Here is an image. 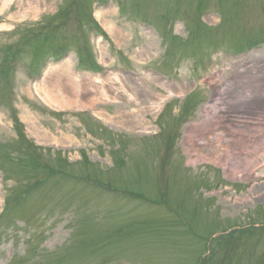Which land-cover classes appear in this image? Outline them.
Here are the masks:
<instances>
[{
	"label": "rangeland",
	"instance_id": "rangeland-1",
	"mask_svg": "<svg viewBox=\"0 0 264 264\" xmlns=\"http://www.w3.org/2000/svg\"><path fill=\"white\" fill-rule=\"evenodd\" d=\"M6 3L0 264H264V0Z\"/></svg>",
	"mask_w": 264,
	"mask_h": 264
},
{
	"label": "bare ground",
	"instance_id": "bare-ground-1",
	"mask_svg": "<svg viewBox=\"0 0 264 264\" xmlns=\"http://www.w3.org/2000/svg\"><path fill=\"white\" fill-rule=\"evenodd\" d=\"M12 0H9V3ZM9 3H6L5 5H8ZM4 5V6H5ZM3 11V8L0 7V12ZM109 31H112V28H110V26L106 23L105 25ZM69 67V64L66 65ZM53 69H50L47 72L46 77L36 85V94L43 99L46 103L49 104L50 107H53L54 110H68L71 108H77V109H94L95 104L98 102V98H94V97H90V99L87 102H83L82 100H72V97H68L69 95L66 94V92H68V88L66 84H70L71 89H72V93H84L86 91H88V89L86 88L85 85H83V83H81L80 81H78V79L76 78H68V83L65 84V82L60 78H56L55 80H51V73H52ZM54 70H61L62 72H64L65 70H67L66 68L62 67L61 68H55ZM53 88H55L57 90V92H59L60 94H63V98H58L55 96V94L53 93ZM78 98V95H77ZM97 117H100L102 119L108 120V121H112L113 119L101 112H95ZM45 137H47V133L44 132ZM41 138V136H39ZM57 141V140H56ZM55 141V142H56ZM57 143V142H56Z\"/></svg>",
	"mask_w": 264,
	"mask_h": 264
}]
</instances>
